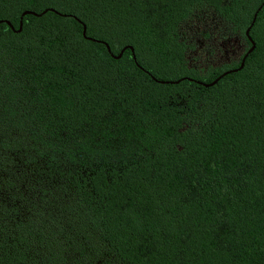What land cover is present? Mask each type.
Instances as JSON below:
<instances>
[{
  "label": "trees",
  "instance_id": "1",
  "mask_svg": "<svg viewBox=\"0 0 264 264\" xmlns=\"http://www.w3.org/2000/svg\"><path fill=\"white\" fill-rule=\"evenodd\" d=\"M162 3L155 17L164 35L147 72L110 66L54 13L33 15L23 38L9 31L0 41V264H90L102 247L112 264H264V58L247 76L225 77L228 85L156 82L196 74L184 46L170 43L193 3L226 20L239 13L219 0ZM19 7L2 6L11 25ZM137 11L127 0L80 8L90 27L129 38ZM209 158L233 174L222 230L208 203L215 192L191 183L213 180ZM201 201L212 210L198 209ZM189 227L203 239L169 243L173 229Z\"/></svg>",
  "mask_w": 264,
  "mask_h": 264
},
{
  "label": "snow or ice",
  "instance_id": "2",
  "mask_svg": "<svg viewBox=\"0 0 264 264\" xmlns=\"http://www.w3.org/2000/svg\"><path fill=\"white\" fill-rule=\"evenodd\" d=\"M102 2L104 0H0V41L8 35L9 31L13 35L21 34L17 35L18 39L23 38L31 31L33 15L37 18L51 19L49 13H54L56 17L62 18L64 27L78 25L80 38L99 45L101 54L107 58L110 66L119 69L132 65L140 71L147 72L145 65L155 63L149 49L156 43L157 38L164 35L158 30L160 21L155 17V13L163 7L162 0H127L128 4L134 5L138 10L136 34L132 38H129L131 34L117 32L110 27L108 29L90 27L89 22L82 18L80 8ZM5 3L19 5V11L29 16V21L17 19L16 24L11 25L2 14V6ZM219 3L228 11L239 9V13L226 20L223 14L218 13L214 8L209 11L207 6L199 8L193 3V11L176 22L173 32L175 39L170 43L173 46L177 44L184 46L186 67L196 70L195 76L193 73H185L173 77L176 82L190 79L192 83L200 84L202 82L200 77L210 71L212 75L209 87L220 85L221 81L228 85L229 80H225V77H229L230 80L235 79L232 77L234 71L247 76L248 71L254 67L256 58H264V0H219ZM89 21L95 23L92 16H89ZM98 31H102L103 34L97 36ZM179 131L184 129L181 128ZM175 147L179 151L184 150L183 144L177 143ZM149 155L155 156L156 153L153 151ZM209 170L215 173L213 180L208 181L202 174L191 182L192 188L195 190L204 180L209 184L210 190L215 192V198L210 199L208 203L215 204V210L219 214L216 228L222 230L223 225L227 223L226 217L229 215L227 205L232 202L234 192L233 174L226 175L224 170L218 167V163L211 158L205 166V171L209 172ZM236 179L238 180L239 177L237 176ZM212 184L216 187L212 188ZM185 199L187 200L188 197ZM196 207L204 212L212 210L211 207L205 206L203 201ZM204 218L207 219V217ZM208 227L212 228L211 222ZM161 235L169 234L162 232ZM202 239L201 235L189 227L179 231L173 229L169 243L190 246ZM219 243L220 241H217V246ZM90 264H112L109 250L102 247L98 252H93Z\"/></svg>",
  "mask_w": 264,
  "mask_h": 264
},
{
  "label": "water",
  "instance_id": "3",
  "mask_svg": "<svg viewBox=\"0 0 264 264\" xmlns=\"http://www.w3.org/2000/svg\"><path fill=\"white\" fill-rule=\"evenodd\" d=\"M23 16H24L23 13H21V15H20V19H22ZM34 16H35V15H34ZM234 72H236V71H234ZM152 78H153L156 82H159V83H178V82H176L175 80H158V79H156V78L153 77V76H152ZM187 80L192 81V80H190V79H187ZM200 84H201V85H204V86H209V82H208V83H206V82H201Z\"/></svg>",
  "mask_w": 264,
  "mask_h": 264
}]
</instances>
